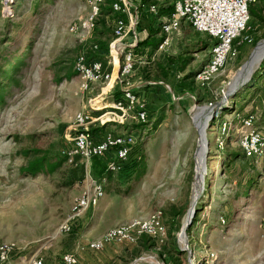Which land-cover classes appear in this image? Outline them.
<instances>
[{
  "label": "rangeland",
  "instance_id": "obj_1",
  "mask_svg": "<svg viewBox=\"0 0 264 264\" xmlns=\"http://www.w3.org/2000/svg\"><path fill=\"white\" fill-rule=\"evenodd\" d=\"M156 2L165 7L173 4V0ZM87 13L84 0H0V68L19 63L14 83L5 91L0 106V242H14L17 257L26 258L43 246L40 255L48 264H60L68 251L81 255L77 264H133L146 254L156 256L160 264H169L164 250L171 249L181 253L177 259H183L182 264H264V155L254 159L262 179L246 198L237 194L240 176L223 174L221 158L225 150L239 148L241 130L234 119L249 115L259 97L253 90L246 91V84L222 102V92H227L257 43L264 39V25L257 23L236 40L234 54L210 86L196 87L190 94L181 89L180 80L209 61L210 49L195 48L205 35L182 22L178 30L159 32L154 37L152 24L156 19L143 15L137 27L138 45L134 70L127 79L129 86H119V91L103 98L110 102L118 99L117 93L120 98L122 89L138 85L139 89H133L137 106L143 107L147 119L139 123L130 118L123 125L108 126L120 135L133 134L135 144L124 171L111 183L104 182V187H119V200L110 201L97 223L111 227L161 211L167 240L145 252L137 244L112 246L111 255L104 261L98 255H83V244H75L78 239H89L84 238L88 228L82 230L81 226L69 235H57L81 194L84 171L66 161L55 172L29 176L23 169L37 156L45 155L53 162L66 159L74 116L89 111V100L99 93L98 86L82 92L74 72L76 58L88 52L89 41L98 38L93 34L84 42L80 35L69 32L70 26ZM157 39L161 42L152 44ZM258 67L256 64L253 71ZM215 103L219 106L210 121V114L202 109ZM262 107L255 108L253 116L255 130L264 138ZM135 114L134 110L131 116ZM196 119L208 124L204 131L208 146L202 159L199 193L192 203L199 144ZM224 121L231 122V129L222 136ZM142 162L146 170L139 176L137 168ZM104 203L105 196L95 206L97 210ZM172 208L179 210L175 219ZM170 227L172 238L168 237ZM211 253L212 262L208 260Z\"/></svg>",
  "mask_w": 264,
  "mask_h": 264
},
{
  "label": "built area",
  "instance_id": "obj_2",
  "mask_svg": "<svg viewBox=\"0 0 264 264\" xmlns=\"http://www.w3.org/2000/svg\"><path fill=\"white\" fill-rule=\"evenodd\" d=\"M84 1L88 13L86 17L73 23L69 32L80 35L82 41L88 42L96 28L101 9L108 6L112 18H106V23L112 27V39L104 52L99 50L96 43L89 41L88 52L80 54L74 63L80 90L91 92L98 86L99 93L89 100V111L77 113L73 119L66 163L73 167L79 165L84 171L85 181L81 186L80 196L72 203L70 212L60 225L57 235L73 233V229L81 224L90 209L104 196L105 179L96 180L90 173L92 158L106 159L107 169L113 175H119L126 167L135 144V137L131 133L124 135L114 133L108 126L123 125L130 118L139 123L146 122L147 114L143 107L137 106L139 100L134 92L140 86L122 89L120 98L112 99L110 102H105L103 98L111 97L113 91H119V86H129L127 79L134 70V49L138 45L137 27L143 15L155 17L156 23L160 25V31L164 34L178 30L181 23L186 22L196 33L207 35L214 41L209 61L194 78L197 88L206 89L221 74L227 61L234 54L236 40L246 31L249 6L264 0H173L172 13L164 18L157 17L156 4L142 3L140 0H107V5L106 0ZM127 38H131V42H128ZM97 54H103L105 57L90 58L91 55ZM222 93L224 97L225 93ZM134 110L136 114L131 116ZM238 121L241 130L238 136L240 150L247 158H262L264 138L254 128L255 117L247 115L238 118ZM96 128L104 130L93 133ZM230 129V121L221 122L222 136ZM223 146L219 141V147L222 149ZM221 223L224 221L221 220ZM142 236L153 239L156 245H161L165 241L166 228L161 211H156L147 218L132 219L110 228L99 238L83 245L82 251L96 253L115 245H135ZM42 249L43 246L28 258L17 257L19 253L14 242H0V264H45L40 255ZM213 259L214 255L209 254L208 260L212 262ZM77 261L75 253L67 252L62 255L60 264H77Z\"/></svg>",
  "mask_w": 264,
  "mask_h": 264
},
{
  "label": "trees",
  "instance_id": "obj_3",
  "mask_svg": "<svg viewBox=\"0 0 264 264\" xmlns=\"http://www.w3.org/2000/svg\"><path fill=\"white\" fill-rule=\"evenodd\" d=\"M140 2L154 3L157 5L156 0H140ZM105 3L107 5L108 1L106 0ZM172 9H173V4H171L168 7H165L164 4L161 6H158L157 17L164 18V17L170 16L172 13ZM106 18H109V19L112 18L111 11L108 6H105L101 9L100 17L98 18L97 23H96V28L93 31V34H96V36L98 37L97 40H94L93 42L96 43L99 50L103 52L108 49V43L112 39V30L110 27L107 26ZM256 23L259 24L260 27L264 25V1H258L249 6V22L247 24V29L249 28V30H251V26L254 27V24ZM188 25L190 26V24ZM152 27L154 28L152 29V35L155 37L159 34V32H161L160 25L155 23V25H152ZM159 42H161V39L154 40L152 44L156 45ZM197 44L198 45H196L195 48L197 49L200 48V51H201V50L211 49V47L214 45V41L210 37L205 35V38L198 41ZM235 45H236V42H235ZM90 58H104V57H103V54L102 55L97 54V55H91ZM189 60H190V57L184 60V63L185 61H189ZM20 62L22 64V61ZM18 64L19 63H17L16 66L9 68V69L0 68V78H1L0 80V106L2 105L3 99L7 93V92L5 93V91L7 90V88H9L10 85L14 83V79H15L14 72L16 68L19 67ZM199 70L194 71V72L189 71L188 73L183 75V77L180 80V86L182 90L187 91L190 94L194 92L196 88L195 83H194V78ZM180 71L181 72L184 71L183 65H181ZM263 76H264V58L259 64V67L257 68V70L254 72L250 82L246 85L245 90L246 91L253 90L255 93L259 94L257 102L255 103L256 104L255 108L263 106L262 107V118L264 121V94H262V89H263L262 81H264ZM116 98H119L118 93L116 94ZM254 109L251 111V113H249V115L254 114L255 112ZM234 120L235 122H238L239 124V121L237 119H234ZM254 128H255V123H254ZM98 129H94L92 132L97 133V132L104 130V128H98ZM32 153L33 155H38V152L36 151H33ZM25 154H28V152H25ZM221 158L223 159L222 161L223 174L230 173V174H238L240 176V179L237 182L238 197L239 196L241 198L248 197V194L251 193V191L256 189L258 181L262 179L261 173L255 164L256 160L254 161V159L247 158L245 154L243 153V151L240 150V148H233V149L225 150L222 153ZM65 161H66L65 157L59 161L53 162L49 157L45 155L41 157L37 156L31 159L30 161H28L27 167L23 169V171L27 172V175L29 176L35 175L40 172H46V173L55 172L61 167L63 163H65ZM90 162H91L92 177L97 180H100L102 179L101 177H103L106 183H111L114 175L111 173V171L107 169V166H106L107 161L105 162L104 159L92 158ZM137 165H136V168H137ZM136 168H135V171H136ZM145 170L146 169H145L144 163L143 162L140 163L139 167L137 168L136 175L141 176ZM171 210H172L171 217L172 219H175L179 215V210L176 208H172ZM162 217H163V213H162ZM80 227L81 225H78L77 228L75 229H79ZM75 229H73V232ZM172 230H173V227H170L169 234H168L169 238L173 237ZM166 240H167V229H166L165 241ZM136 244L138 246V249L144 252L152 250L155 248V246H157L155 241L147 236L140 237ZM164 252L167 255L169 264H182L181 261L183 259H180V258L177 259V256H180L181 254L178 250L171 249V250H164ZM138 253L139 251H137L136 255ZM45 264H48V263L45 262Z\"/></svg>",
  "mask_w": 264,
  "mask_h": 264
},
{
  "label": "crops",
  "instance_id": "obj_4",
  "mask_svg": "<svg viewBox=\"0 0 264 264\" xmlns=\"http://www.w3.org/2000/svg\"><path fill=\"white\" fill-rule=\"evenodd\" d=\"M144 19V18H143ZM142 19V20H143ZM157 21L155 20V23ZM154 23V24H155ZM153 25V24H152ZM128 42L131 41V38H127L126 39ZM115 176V175H114ZM113 176V177H114ZM104 196H105V203L103 204L102 207H100V209L97 210V207L90 209V211L88 212V214L85 216V218L82 220L81 222V226H82V230H85L88 228L87 234H85L84 238L86 236H90L89 239H84V240H80L78 239L77 245H79L78 243H82L83 245H85L87 242L95 240L97 238H99L102 234H104L107 230H109L110 228L116 227L118 225H114V226H109V225H99L98 222V215L101 214V212H104V210L107 208V206L109 205L110 201L113 202H118L116 200H119V187H115V188H109L107 185L104 187ZM93 226H95V228H93ZM81 229L77 231V233L81 232ZM78 235V234H77ZM73 241L76 242V239H74ZM75 245H73L74 247ZM72 248V246H71ZM70 249V248H69ZM111 248L106 247L104 248L102 251L100 252H90V251H83V255H87V254H94V255H98L101 258H103L104 261H106L108 259V256L111 255ZM69 252V251H68ZM78 258H81L80 256H77V260ZM78 263V262H77Z\"/></svg>",
  "mask_w": 264,
  "mask_h": 264
},
{
  "label": "bare ground",
  "instance_id": "obj_5",
  "mask_svg": "<svg viewBox=\"0 0 264 264\" xmlns=\"http://www.w3.org/2000/svg\"><path fill=\"white\" fill-rule=\"evenodd\" d=\"M260 51V50H259ZM259 51L255 52V54L253 55L252 57V60H251V67L254 68V66L256 65L257 63V59H258V56H259ZM251 72V68H245V69H242L239 73V75H237L238 77L236 78V80L233 82V84L230 86V88L236 83L238 82L240 79H244L245 77H247ZM226 96L227 95V92L224 94V99L222 102H225V99H226ZM204 112H208L209 109H202ZM195 125L199 131V144H198V151H197V155H196V160H197V174H196V179H195V186H194V194H193V198L191 199L192 200V203L194 202V200L197 198L198 196V193H199V183H200V175H201V170H202V159H203V155H204V152H205V149L207 148V143H206V139H205V134H204V131H203V122L202 123H198V120L196 119L195 120ZM192 205V204H190ZM189 210H191V207L189 208ZM188 210V212H190ZM188 218L189 216L187 217V221H188ZM185 220V221H186ZM187 221L185 223H187ZM184 223V225H185ZM184 229V228H183ZM183 229L181 231V237H182V241H183ZM136 263V264H160V262H158L157 260V257L156 256H153V255H150V254H146L144 255L140 260L139 262L135 261L133 262V264Z\"/></svg>",
  "mask_w": 264,
  "mask_h": 264
},
{
  "label": "water",
  "instance_id": "obj_6",
  "mask_svg": "<svg viewBox=\"0 0 264 264\" xmlns=\"http://www.w3.org/2000/svg\"><path fill=\"white\" fill-rule=\"evenodd\" d=\"M260 50V51H259ZM259 51V56H258V59H257V63L256 64H260L261 61L263 60L264 58V39L259 41L257 43V45L255 46L254 48V51L252 53V55L250 56V58L247 60V62L243 65L242 69H245V68H251V72L250 74L245 77L244 79H240L238 82H236L231 88H230V85L228 87V90H227V95L226 98L230 97V96H233L237 91H239L241 88H243L246 84H248V82L250 81L251 77H252V74H253V67H251V60H252V57L253 55L255 54V52ZM219 106V103H216L214 106L212 107H209L208 108H204V109H209L208 113L210 114V121L213 120V115L215 113V109ZM208 124H204L203 125V131L206 130ZM207 143V141H206ZM208 146V144H207ZM206 150L207 148L205 149V152H204V155H203V159H204V156L206 155ZM190 217V216H189ZM183 232H184V229H183ZM182 232V233H183ZM181 250H184V249H181Z\"/></svg>",
  "mask_w": 264,
  "mask_h": 264
}]
</instances>
